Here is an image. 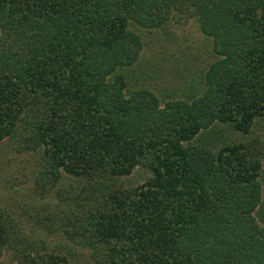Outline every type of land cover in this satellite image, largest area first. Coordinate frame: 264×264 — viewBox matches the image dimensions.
Wrapping results in <instances>:
<instances>
[{
	"label": "trees",
	"instance_id": "1",
	"mask_svg": "<svg viewBox=\"0 0 264 264\" xmlns=\"http://www.w3.org/2000/svg\"><path fill=\"white\" fill-rule=\"evenodd\" d=\"M0 142L67 192L0 205V264H264V0H0Z\"/></svg>",
	"mask_w": 264,
	"mask_h": 264
},
{
	"label": "rangeland",
	"instance_id": "2",
	"mask_svg": "<svg viewBox=\"0 0 264 264\" xmlns=\"http://www.w3.org/2000/svg\"><path fill=\"white\" fill-rule=\"evenodd\" d=\"M183 34L187 33L184 36V40H180L181 47H186L185 49H189L193 51V53L199 54V52H204L202 56L199 54L197 58H193V63L187 64L184 66L182 58L180 59V64L175 66V60L170 58L165 61V65L167 66L163 71H161L159 65H163L162 61H159L160 57L165 53H170L174 50V44L172 41H161L156 40V37L147 33H144L142 38L145 42L144 50H143V63L147 73L153 74V72L157 71L159 68L158 75H156L155 81L161 88H172L176 86L177 81L175 80V73H184L187 69L191 71L197 67H202L205 64L206 59H200L199 57H207L206 44L205 41L199 37V35L192 28L183 29ZM179 52L176 51L174 56H178ZM193 55V54H192ZM190 55V57L192 56ZM209 56V54H208ZM183 66L187 67L184 71ZM177 71V72H176ZM184 71V72H183ZM164 73V74H163ZM186 73V72H185ZM187 74V73H186ZM169 92V91H167ZM33 155L31 154H23V153H14L13 150L10 149L9 144L6 142H0V205H6L14 208L16 206V198L23 202L24 200L30 202H42L40 198H44V203H48L47 205L54 204L60 199L63 195H66L65 191V181L59 179L55 186H53L49 192L42 195L40 198L37 193L31 189L32 183V172L34 171V163H33ZM143 179V174L140 170H135L126 177L127 184L139 183ZM31 187V188H30ZM16 197V198H15ZM43 205V204H41ZM49 209L50 206H47ZM54 238V237H53Z\"/></svg>",
	"mask_w": 264,
	"mask_h": 264
}]
</instances>
